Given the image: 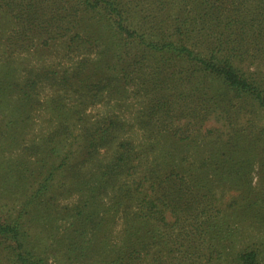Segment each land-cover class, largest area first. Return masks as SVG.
Returning <instances> with one entry per match:
<instances>
[{"label": "trees", "instance_id": "1", "mask_svg": "<svg viewBox=\"0 0 264 264\" xmlns=\"http://www.w3.org/2000/svg\"><path fill=\"white\" fill-rule=\"evenodd\" d=\"M57 42L84 55L73 69L16 76L14 52L40 56ZM259 64L264 0H0V103H9L14 126L11 143L0 145V174L13 193L22 190L16 216L9 207L0 216V264H51V256L65 264H264ZM42 82L54 87L47 106L35 95ZM130 95L140 138L126 135L129 123L116 113L86 123L83 107ZM41 106L51 134L1 158ZM9 111H0V138ZM51 150L57 157L44 156ZM56 188L79 199L60 208ZM33 207L72 218L39 254L30 247Z\"/></svg>", "mask_w": 264, "mask_h": 264}, {"label": "rangeland", "instance_id": "2", "mask_svg": "<svg viewBox=\"0 0 264 264\" xmlns=\"http://www.w3.org/2000/svg\"><path fill=\"white\" fill-rule=\"evenodd\" d=\"M127 45H128V48L133 47V40H129L127 42ZM48 50H49V53H45L40 56L35 55L31 52L30 53H24V52H19V51L14 52L12 55V60L14 64L18 67L16 76L17 77L25 76L26 71L28 72L30 70L37 71L41 67H44L47 65H52L53 67L60 66L61 68L66 67V69L71 70L75 67V63H77L84 56L79 52H74V53H71L70 55H67L65 50H63L59 42L55 43L54 45H51L48 48ZM99 50L100 49H98V52ZM134 51H135V48H134ZM258 67L264 70V64H259ZM131 92L132 90H130V94L133 95ZM53 93H55L54 87H52L48 83L42 82V84L37 88L35 95L39 103L47 106L46 102L53 95ZM131 95L129 96L128 101H121L117 103L115 101H108V98H103V100H101L99 103L88 104V106L83 107L82 109L83 115L88 117L87 118L88 120L86 121V123H90V121L97 119V117L101 116L102 114H110V113L115 114L116 113L117 115H120V117H122L123 120H126L129 123V127L126 129V135L133 136L134 138H140L141 137L140 131L137 129L134 130V113L137 109L138 104H137V101L134 100V97ZM75 99L76 98L74 97V95H72L71 97L68 98L67 104L69 106L73 105ZM77 102H78V99H77ZM116 103L119 105H116ZM9 106H10L9 103H6L4 105L0 103V111L8 112L10 110ZM10 114H11V111H9L3 123L5 133H4L3 138H0V145L8 146L11 143L10 133H13L14 126L11 127L10 125V121L12 120V117H11L12 114L11 115ZM32 116L33 118H32L30 126L26 127L23 137L20 138L19 146L17 148L10 149L9 153H6V152L3 153L1 158L6 159V157H8V159H11L16 156L20 157L19 154L26 147L30 146V148L34 149L36 147L35 145L39 144L43 138L51 134L50 132L54 129V125L53 123H51V120L49 118V113L47 111H43L42 106L38 108L36 111H34L32 113ZM259 123L260 125H263L264 121L260 120ZM212 124L214 125V123L212 122L208 124V126ZM71 125L73 124L70 123V126ZM71 129L73 131L74 137L75 135L78 136V134H80L78 126L76 128L75 126L71 127ZM78 150H80V147H78ZM101 153H104V150H101ZM106 154L107 152L104 153L103 155H106ZM44 156L57 157V154L53 153V150H51L48 152L45 151ZM74 164H76V162H74ZM74 170L80 171L81 168L74 167ZM256 178L257 177L254 178V184L256 183ZM62 179H63L62 176H59L56 178L55 184L57 187L62 182ZM5 181H9L8 176L4 174H0V206H4V207H0V216L4 215V208H6L7 210L9 207L12 209V212L10 213V215L12 216V218H14L17 214L16 209L19 208L18 205L20 201L17 198H19L18 192L21 189H17L13 193V191L10 189V184L5 183ZM24 190H27V188H25ZM55 193L56 195L52 197V200L56 198L55 205L59 206L60 208H63V207L71 208L73 206L72 204L76 203L77 200L79 199L78 192L76 191H73L70 194H66V197L59 196V192L57 188H56ZM14 198H16L15 199L16 201H14ZM57 198H59L58 201H57ZM34 208L35 207H33L32 209L33 214L30 215V217L32 216V223L30 225V228L32 230V234L35 236L36 239H34V243H32L30 247H32V250H34L36 254H39L38 251L44 248V246H46L48 242L52 240L51 235L59 234L62 237V235L66 232L67 227L72 222V218L71 216L64 215L66 211H61V215L59 217H57L58 214L55 213L51 215L50 218H48V214H45L43 212L35 213L38 207H36V209ZM34 214L38 215V220H36L33 217ZM54 216H56L57 218H54ZM121 228H122V225L120 222L118 226H115L114 229H112L113 234L115 235L114 239L119 238V232ZM59 239L56 238V241H55L56 246L58 245V243L56 242ZM60 259L61 257L55 258L51 256L50 263L51 264H65L61 262ZM80 262L81 261L77 260L73 262V264H79ZM83 264H85V262Z\"/></svg>", "mask_w": 264, "mask_h": 264}]
</instances>
